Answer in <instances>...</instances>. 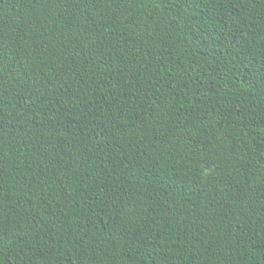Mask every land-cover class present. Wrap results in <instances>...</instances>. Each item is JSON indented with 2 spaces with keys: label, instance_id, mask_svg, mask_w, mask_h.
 <instances>
[{
  "label": "trees",
  "instance_id": "1",
  "mask_svg": "<svg viewBox=\"0 0 264 264\" xmlns=\"http://www.w3.org/2000/svg\"><path fill=\"white\" fill-rule=\"evenodd\" d=\"M0 264H264V0H0Z\"/></svg>",
  "mask_w": 264,
  "mask_h": 264
}]
</instances>
